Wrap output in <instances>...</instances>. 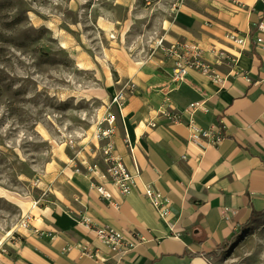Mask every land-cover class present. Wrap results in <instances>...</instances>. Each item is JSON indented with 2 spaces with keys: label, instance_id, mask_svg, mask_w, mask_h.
<instances>
[{
  "label": "crops",
  "instance_id": "crops-1",
  "mask_svg": "<svg viewBox=\"0 0 264 264\" xmlns=\"http://www.w3.org/2000/svg\"><path fill=\"white\" fill-rule=\"evenodd\" d=\"M174 7L172 41L195 47L230 77L217 85L190 71L171 86L155 116H122L113 136L115 154L131 167L132 149L140 166L137 188L121 197L105 185L112 199L103 200L87 180L72 178L55 205L31 217L28 243L0 264H210L209 254L228 246L251 212L264 210V50L253 42L255 36L264 40V30L254 26L264 24V0H179ZM195 103L200 107L191 112ZM167 110L182 121L159 116ZM188 124L219 129L224 138L202 147L189 140ZM145 183L170 201L166 221L140 193ZM79 214L97 226L137 232L143 242L118 258L78 223ZM82 243L106 261L65 249Z\"/></svg>",
  "mask_w": 264,
  "mask_h": 264
},
{
  "label": "rangeland",
  "instance_id": "rangeland-1",
  "mask_svg": "<svg viewBox=\"0 0 264 264\" xmlns=\"http://www.w3.org/2000/svg\"><path fill=\"white\" fill-rule=\"evenodd\" d=\"M178 1L0 0V259L72 178L106 171L107 115L155 116L184 54L170 44L188 46L168 35ZM209 263L264 264V215Z\"/></svg>",
  "mask_w": 264,
  "mask_h": 264
},
{
  "label": "built area",
  "instance_id": "built-area-1",
  "mask_svg": "<svg viewBox=\"0 0 264 264\" xmlns=\"http://www.w3.org/2000/svg\"><path fill=\"white\" fill-rule=\"evenodd\" d=\"M255 26V30L262 32L264 30V24L259 21ZM253 42L261 50H264V40L261 36H255ZM238 43H243L242 39L238 40ZM178 44H170V49H180L184 54L179 55L175 60L174 67V83L184 81L190 71H197L208 78L217 85H222L228 74L223 76L218 68L219 65L211 64L204 60L197 49L191 45H185L184 48H178ZM198 103L191 104L189 110L193 112L199 108ZM159 116L167 118L171 122H181V115L174 110H167L160 112ZM106 127L99 126L95 133V139L98 143L105 142L100 147L102 152V160L104 165L107 166L106 171H102L98 168V178L93 177V188L97 191L100 198L103 200H111V194L106 190L105 185L112 186L121 197H126L131 194L134 189L137 188V180L140 176V166L133 156L132 149L129 146V154L131 157V167L127 166L122 158L115 154V144L113 140L115 128H114V116L107 115L104 119ZM154 126V123H151ZM189 140L202 147L211 146L215 147L223 140L224 134L219 129H201L188 124ZM140 193L147 199L150 206L157 213L160 219L166 221L170 213V201L163 196L157 189L151 184H142ZM78 223L93 232L95 239L104 245L114 256L121 258L129 254L138 244L143 240L137 232L124 233L120 230H116L110 226H97L93 223L92 219L86 215H77ZM176 235V234H175ZM177 236V235H176ZM71 247L77 248L82 256L93 259L96 262L104 263L106 260L101 256L99 250L95 247L88 245L87 243L66 245L65 249Z\"/></svg>",
  "mask_w": 264,
  "mask_h": 264
},
{
  "label": "trees",
  "instance_id": "trees-1",
  "mask_svg": "<svg viewBox=\"0 0 264 264\" xmlns=\"http://www.w3.org/2000/svg\"><path fill=\"white\" fill-rule=\"evenodd\" d=\"M264 215V210L259 212V213H256V212H251V216L249 218V220L243 224L242 226H240V230L238 232V234H235L234 238L238 237L240 235V233L249 225V223H251V221H253L255 218L257 217H260V216H263ZM225 250V248L223 247H218L217 250L215 252H212L211 256H214V257H217L219 256L221 253H223ZM207 256V254H205Z\"/></svg>",
  "mask_w": 264,
  "mask_h": 264
}]
</instances>
